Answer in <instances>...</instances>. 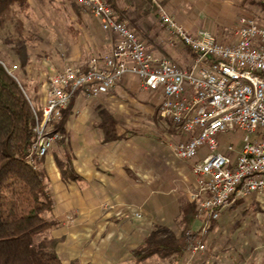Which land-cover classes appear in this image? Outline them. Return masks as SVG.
Here are the masks:
<instances>
[{"label":"crops","instance_id":"1","mask_svg":"<svg viewBox=\"0 0 264 264\" xmlns=\"http://www.w3.org/2000/svg\"><path fill=\"white\" fill-rule=\"evenodd\" d=\"M108 1L116 16L143 38L155 56L187 67L192 52L172 35L161 37L158 33L162 26L157 22L156 0ZM27 2L32 8L30 0ZM74 11V21L65 24L61 32L52 23L46 24L41 34L54 49L52 53L47 50L49 56L40 64L35 79L28 76L32 99L40 108L46 98L45 73L60 71L68 62L84 69L92 56L110 54L115 46L114 33L103 30L83 8ZM163 98L160 89L142 88L140 79L131 73L99 96L86 98L80 92L73 96L64 138L78 179H61L54 152L63 156L64 148L48 152L41 160L53 198L50 217L57 222L48 235L58 239L56 252L63 264H197L186 259L187 253L179 261L165 262L157 255L135 262L131 253L157 225L167 227L178 238L184 228L181 207L191 202L190 194L196 188L191 162L171 151V144L185 137L159 115ZM225 134L218 136L221 152L231 144L224 143ZM205 155L201 148L195 159ZM253 202L261 205L257 198L237 197L210 221L202 252L205 264H232L233 255H238V264H264L261 232L249 223L243 225L246 235L237 248L215 244L235 226V210L244 211ZM133 212H139L140 217H134ZM67 213L76 215L72 225L66 221Z\"/></svg>","mask_w":264,"mask_h":264},{"label":"built area","instance_id":"2","mask_svg":"<svg viewBox=\"0 0 264 264\" xmlns=\"http://www.w3.org/2000/svg\"><path fill=\"white\" fill-rule=\"evenodd\" d=\"M76 2L103 30L115 34L116 43L110 54L92 56L84 69L73 64L48 74L41 113L31 106L34 142L27 164L36 169L37 160L61 138L52 129L76 93L86 98L99 96L131 73L140 79L142 88L162 91L158 113L185 137L171 144V151L191 162L196 188L190 199L204 218L201 236L209 222L219 217L220 209L235 198L264 194V23L241 15L235 23L234 40L222 41L205 29L190 33L160 12L169 33L194 53L189 67L183 68L155 56L127 23L116 20L104 0ZM233 131L241 134V149L237 152L227 144L221 152L218 136ZM201 148L206 155L196 160ZM132 215L140 217L139 212ZM205 249V243L197 239L188 251L197 254Z\"/></svg>","mask_w":264,"mask_h":264},{"label":"trees","instance_id":"3","mask_svg":"<svg viewBox=\"0 0 264 264\" xmlns=\"http://www.w3.org/2000/svg\"><path fill=\"white\" fill-rule=\"evenodd\" d=\"M104 1L116 15L109 1ZM28 8L27 0H0V26ZM116 20L123 21L117 16ZM30 102L24 86L0 61V264H63L56 252L58 239L48 235L57 223L50 217L53 198L48 191V178L44 170H36L26 162L34 142L35 120ZM68 105L52 129L61 134L56 141L64 148V159L56 157L55 161L65 182L78 179L64 138ZM195 219V205L186 203L181 208V235L176 238L167 227L155 226L132 250L133 260L141 262L157 255L179 261L191 243L205 240L193 231Z\"/></svg>","mask_w":264,"mask_h":264},{"label":"rangeland","instance_id":"4","mask_svg":"<svg viewBox=\"0 0 264 264\" xmlns=\"http://www.w3.org/2000/svg\"><path fill=\"white\" fill-rule=\"evenodd\" d=\"M30 2L32 3V8L22 11L16 17L7 19L0 26V61L5 65L7 71L16 76L21 85L24 86L25 94L31 101L30 105L41 113L38 103L32 99V94L30 93L31 85L28 82V76L31 74V79H35L36 72L41 69L40 64L48 58V53H52L51 51L54 49V46L45 42V38L41 37V34L46 30V24L49 26L52 23L59 26L58 31L61 32L62 28L66 27L65 24L74 21V10H77L80 6L76 0H30ZM155 7L157 8L158 25L162 26L161 31H158L161 37L171 34L160 21V12L169 16L178 25L185 26V29L187 27L186 30L191 31L190 33L196 32L199 29H205L212 32L222 41L234 40L235 23L241 15L252 16L259 22L264 23V0H156ZM217 34H220V36ZM141 39L143 40L142 37ZM48 49L49 52L47 53ZM13 63H16L15 67ZM190 63L191 60L186 68L189 67ZM73 64L68 62L63 68ZM54 71L53 69L49 70L45 73V77L47 78L48 74ZM224 136L226 138L224 143L230 142L237 152L241 149L242 141L239 132H228ZM56 148H61V143L58 141L54 142L49 152H52ZM58 156L60 159H64L61 154L58 155V153L54 152L55 159ZM41 160H37L36 170H44L41 167ZM249 196L251 199L257 198V202L260 201L261 205L253 202L244 211L242 209L235 210L238 215L235 218L236 224L234 222L232 225L235 224V226L229 228L230 232H227V230L223 236L216 239L215 244H218V246L221 247L223 242L226 247L237 248L238 244L244 241V237L242 236L246 235L243 225L244 223H249V227L258 228L261 232V250L264 252V194H252ZM190 201L195 205L197 212V219L193 223V231H198L200 235V227L203 225L202 220L204 218L199 214L196 203L192 200ZM185 205L186 203L183 206ZM68 215L72 217V221H66L72 225L76 215L67 213L66 216ZM211 226V222H209V229L202 236L205 238L209 236ZM239 230H242V232ZM186 253L185 257L187 260L190 259L189 262L205 264V253L192 254L189 251ZM233 256L235 257V261L232 264H238L239 262L236 260L239 258L238 255ZM161 260L165 262L164 259L161 258ZM215 263L222 262L218 261Z\"/></svg>","mask_w":264,"mask_h":264}]
</instances>
